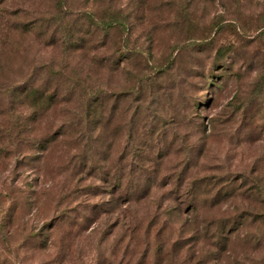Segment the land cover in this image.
Wrapping results in <instances>:
<instances>
[{"label":"rangeland","instance_id":"374dc122","mask_svg":"<svg viewBox=\"0 0 264 264\" xmlns=\"http://www.w3.org/2000/svg\"><path fill=\"white\" fill-rule=\"evenodd\" d=\"M93 1L73 0L72 7L94 8ZM102 2L104 6L108 0ZM113 3L131 24L132 36L126 37L129 47L136 46L144 51L140 56L132 55L124 66L132 74L145 67V117L144 114L134 115V104L130 100L117 104L119 112L114 125L121 138L116 143L112 141L110 157H115L114 163L120 167L121 174H125L130 162L116 160L124 155L122 151H128L132 143L127 142L132 129L129 121L132 119V124L138 122V125H145V135L142 134L144 128L138 130L140 137L143 136L140 139L145 140V180L141 183L149 178L152 186L149 198L136 205L137 215L154 207V200L173 190L178 183L167 182L178 176L186 184L189 179L203 176L237 178L253 169L264 173V132L258 135L245 132L250 125H258L259 128L264 125L261 118L264 112V0H114ZM98 4L100 6L101 2L98 1ZM179 5L188 8L181 11ZM39 9L42 11L44 8L38 0H0V111L4 113L10 106L6 105L5 98L8 100L9 97L5 88L20 93L33 85L37 96L41 97L38 103L45 125L57 129L62 121L69 123L67 117L70 113L74 116L82 113L79 123L84 125L87 111L86 99H82L84 88L78 87L73 91L69 86L71 79L81 74L79 70L70 71L71 66L76 64L74 60L78 53L72 54L61 46V42H56L57 49L46 45L66 35V28H72L74 18L71 15L63 17L58 11L51 14L49 20L58 15L60 21L57 26L61 24V28L50 24L49 28L40 27L37 30L34 21ZM43 17L47 18L48 14ZM31 27L32 30H29ZM124 35L121 30L111 31L106 38V50L100 58L116 59L115 49H123ZM100 37L102 33L99 32L96 39ZM90 53L85 55L86 61H89ZM77 59L84 57L78 55ZM57 72L65 74L60 77ZM85 74L89 75L84 77ZM68 75L71 78H67ZM81 76L86 81L84 84L89 85H96L105 79L112 80L114 85L131 79L125 71L111 74L102 71L96 75L84 70ZM66 87L71 91L72 99ZM54 93L62 99L55 106L50 105L51 101L43 100ZM20 96L14 107L23 106L31 111L30 99L29 103L27 97ZM107 97L103 109L109 108L115 95L107 94ZM242 103H246L252 112L258 110L260 118L243 121L242 112L246 110L240 108ZM156 114L160 119H172L174 126H165L162 120L155 117ZM211 119L215 120V124L208 127L204 134L198 123ZM107 122L103 121L105 125H108ZM73 126L77 127L76 124ZM79 142H70L69 146L63 145V142L52 144L44 153V159H38L35 150H28L29 156L24 160L19 161L12 154L8 159L0 160V191L9 188L35 189L38 185L36 177L40 182L46 181V184H51L50 179L71 178V173L76 170L66 169V160L73 159L78 153L73 147L80 146ZM123 146L127 147L124 149ZM61 154L65 162L60 159ZM159 155L163 157L157 159ZM59 160L65 168L55 165ZM150 162L155 164L154 172L153 169L147 170ZM41 167L45 169L41 170ZM111 175L112 172L108 178ZM96 179L97 182L89 178L83 183L97 184L98 196L87 195L89 200L86 204L71 205L72 211L63 221L56 223L59 211L55 209H61V206L56 208V204L50 207L42 205L40 210L31 204L28 210L23 211V215L14 222L13 229L35 226L40 230L45 220L51 222L52 228L46 233L44 247L21 248L14 252L10 248L8 264H18V261L22 264H59L60 261L61 264H145L143 231L138 229L139 232L130 233L125 226L117 223L116 213L112 212L114 188L103 184L101 177ZM139 182L137 177L126 178L123 188L116 195L122 193L124 199ZM120 200L119 203H123ZM8 201L0 195V208L7 207ZM149 201L152 202L147 205ZM119 206L124 209L126 205ZM150 212H145V217ZM173 220L171 217L170 221ZM246 229L249 230V227ZM250 229L255 231L253 226ZM2 235L0 233V238ZM12 239L17 240L18 237ZM234 245V252L220 255L219 264L245 263L238 254L239 243ZM2 247H6L4 241H0V264L6 257ZM14 255L18 258L13 260Z\"/></svg>","mask_w":264,"mask_h":264},{"label":"trees","instance_id":"16d2710c","mask_svg":"<svg viewBox=\"0 0 264 264\" xmlns=\"http://www.w3.org/2000/svg\"><path fill=\"white\" fill-rule=\"evenodd\" d=\"M38 1L39 5L43 4L44 9L42 11L39 9L35 14L37 19L34 23L37 30L40 27L49 28L50 24L61 28V24L57 26L60 21L58 15L49 20L50 15H54L53 13L58 11L62 12L63 17L71 15L74 18L72 28L70 30L66 28V35L46 43V45L54 46L57 49L56 42H61V46H64L72 54L78 53L77 56L84 57V59H77L76 56L74 60L76 64L71 66V72L79 70L82 74L84 70H89L91 73L99 75L102 71L110 74L115 71H125L131 75V79L115 85L112 80L110 82L108 79L96 85H89L84 84L86 81L80 78L82 77L81 74L77 73L79 76L72 78L69 86L73 91L78 87L84 88L85 92L82 99H86L87 106V111L84 114L85 124L79 123L83 116L82 113L75 116L70 113V116L67 117L69 123L62 121L57 129H53L43 122V118H41L43 113L38 103L41 97L37 96L33 85L22 89L20 93L13 92L14 89L11 91L5 88V92L10 99L8 98V101L3 97L6 100V105L10 106L4 113L0 111L1 162L2 159H8L11 154L19 161L24 160L25 157L29 156L28 150H35L36 157L44 159V153L48 152L50 146L59 142L69 146L70 142L80 141V146L77 144L73 147L77 148L78 153L75 154L73 159L66 160L68 163L66 169L76 170V172L72 171L71 178L50 179L51 184H46V181L40 182L36 177V181L39 183L37 182L38 185L35 189L9 188V190L0 191L2 197L9 199L6 203L8 206L4 209L0 208V233L3 234L0 241L6 243V247H2L3 251L6 252L2 264H5L6 260L7 264L10 262L7 259L10 248L14 252L21 248L36 249V247H44L46 244V233L50 232L52 228L51 222L45 220L43 225L40 226L42 227L40 230H37L38 228H35V226L29 229L24 228V226H20L17 230L16 228L13 229L14 222L20 215H23V211L28 210L31 204H34L37 210H40L42 205L50 207V205L56 204V208L61 206L60 210H58L59 208L55 209L56 212L59 211L56 215V223L63 221L72 211L70 210L71 205L86 204L89 200L87 195L98 196L97 184L94 182L86 184L83 181L93 178L97 182L96 178L99 179L100 177L104 181L103 184H110L111 188H114L112 191V212L116 213L117 223L125 226L130 233L137 232L138 229L143 231L145 235V264H219L222 253L235 251V243H239L238 254L245 260V263L241 264H264L263 171L253 169L237 178L220 175L203 176L189 179L186 184L183 183L185 182L184 179L178 176L175 180L172 179L167 182H171V184L178 183V185L169 193L163 195L161 199L154 200V207L152 206L145 211L147 213L151 210L146 217L145 212L137 215V212H135L136 205H139L140 201L149 198L152 186V181L149 178L144 184L141 183L145 180L143 179L145 140L140 139L143 136L140 137L138 130L144 128L142 134L145 135V125H138V122L132 124V119L129 121L132 129L128 134L127 142L131 141L132 143L128 147V151H122L124 155L116 160V162H120L126 159L130 162V168L125 174H121L120 167L118 168L114 163L115 157L112 158L113 160L110 157L112 141L116 143L121 138V133H117V127L114 125L119 112L117 111L119 106L117 104H123L130 100L134 104V115L138 117L140 114H144L145 117V67L140 69V65H138L137 68L140 70L132 74L124 66L125 63L128 64L132 55L137 54L140 56V53L144 51L136 46L129 47L128 42H126V37L130 38L132 36L131 24L127 17L116 8L115 3H113L114 0H108L107 5L104 3V6H102L103 0H94L92 5L95 4V7L88 9L72 7L74 5L73 0ZM98 1L101 2L100 6ZM186 8L188 7L181 8L179 5L181 11ZM46 13L48 17L44 18L43 15ZM29 30H32V27ZM115 30H121L125 33V40L122 44L123 49L121 50V47L115 49L117 52L116 59L111 57L107 59L100 58V54H104L103 50L106 48L107 35ZM99 32L102 33V37L97 40ZM98 50H101V52ZM89 53L91 56L88 57L89 61H86L85 55ZM94 69H96L95 72H93ZM62 73L57 72L60 77H62ZM86 75L89 74H85L84 77ZM67 78H71L70 75ZM68 87H66L67 90H69ZM112 88L116 91H112ZM112 93L115 98H113L108 109H103L102 107L107 104V94ZM20 94H23L25 98L27 97L28 101L30 99L31 111L23 106L21 108L14 107V103L21 98ZM71 96L70 91V99L73 98ZM43 100L51 101L50 105L55 106L62 99L54 93L52 96L43 98ZM240 105L242 110H246L242 112L243 121H256L260 118L257 116L260 113L258 110L255 109L252 112L246 106V103ZM155 117L159 121L162 120L165 126H174L172 119L164 117L160 119L157 114ZM155 117L154 119H156ZM261 118L264 120V112ZM104 120L108 121V125L103 123ZM214 122L215 120L211 119L198 124L202 126L205 134L208 127L215 124ZM73 124H76L77 127ZM132 130H134L133 133ZM248 131L252 135L261 134V132H264V125H261L260 128L258 125L252 127L250 125L245 131L246 134H249ZM169 151L170 149L167 152ZM27 153L28 155H25ZM129 156L130 159H128ZM163 156L159 155L157 159ZM60 159L65 162L62 154ZM74 159L75 161L72 162ZM63 162L59 160L55 165L60 164L65 168L66 166L62 165ZM150 163L151 165L149 164L147 170L153 169L152 172H154L155 164ZM42 169L45 168L41 167ZM109 170L113 174L111 178H108L111 173ZM130 177H137L140 182L134 185L133 192L127 193L123 199L121 197L122 193L116 195V192L123 188L124 180ZM67 183L69 185H65ZM120 199L123 200V203H119ZM151 202L149 201L147 205ZM119 204H125L126 206L124 209H120ZM132 207L134 211H132ZM171 217L174 218L173 221H170ZM53 225L55 224L53 223ZM252 226L255 231L250 229ZM247 227H249V230L246 229ZM13 237H18V239H12ZM17 258L18 256L14 255L12 259ZM61 263L60 261L59 264ZM18 264L22 263L18 261Z\"/></svg>","mask_w":264,"mask_h":264}]
</instances>
